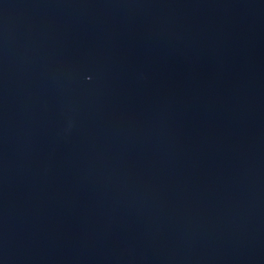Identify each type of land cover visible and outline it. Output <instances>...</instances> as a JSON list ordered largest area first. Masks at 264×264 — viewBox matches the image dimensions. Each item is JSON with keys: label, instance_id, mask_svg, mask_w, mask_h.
Instances as JSON below:
<instances>
[{"label": "water", "instance_id": "95a60500", "mask_svg": "<svg viewBox=\"0 0 264 264\" xmlns=\"http://www.w3.org/2000/svg\"><path fill=\"white\" fill-rule=\"evenodd\" d=\"M0 264H264V0H0Z\"/></svg>", "mask_w": 264, "mask_h": 264}]
</instances>
